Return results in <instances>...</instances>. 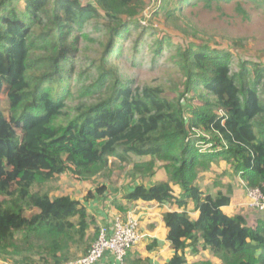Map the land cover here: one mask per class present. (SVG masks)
I'll return each mask as SVG.
<instances>
[{
  "label": "trees",
  "instance_id": "obj_1",
  "mask_svg": "<svg viewBox=\"0 0 264 264\" xmlns=\"http://www.w3.org/2000/svg\"><path fill=\"white\" fill-rule=\"evenodd\" d=\"M198 1L230 0L192 6ZM188 2L176 0L166 19ZM144 5L0 0L1 263L66 264L85 256L89 233L97 239L100 230L85 204L104 198L106 186L86 202L52 197L40 186L65 174L87 181L118 163L132 165L138 177L152 178L158 165L168 176L122 195L181 210L162 216L174 252L168 264H212L186 261L185 250L199 248L220 264H264V221L249 227L241 215L227 216L231 192L212 196L195 183L199 168L223 161L245 188L264 195V64L210 46L174 45L150 21L140 24ZM18 53L21 81L8 104L1 94ZM166 70L175 80L159 76ZM33 119L41 123L30 144L11 121ZM128 254L126 264H146Z\"/></svg>",
  "mask_w": 264,
  "mask_h": 264
},
{
  "label": "rangeland",
  "instance_id": "obj_2",
  "mask_svg": "<svg viewBox=\"0 0 264 264\" xmlns=\"http://www.w3.org/2000/svg\"><path fill=\"white\" fill-rule=\"evenodd\" d=\"M143 1L145 5L140 12L139 21L150 13L152 15L157 10L155 15H150L149 24L161 36H168L172 44L181 47L193 44L224 49L235 58L264 64V7L261 3L254 2V0H230L229 2L213 1L206 6L204 1H198L192 6L195 0H189L183 7L177 4L181 8V12L173 11L172 16L166 19L164 13L166 14L168 10L174 9L176 0H164L160 5L161 7L158 6L156 9L157 0ZM260 2L264 3V0H260ZM19 8H22L21 5ZM20 59L21 53H18L12 78L1 94L2 100H8V104H13L10 91L15 85H20ZM159 76L168 81L175 80V74L171 70L163 71ZM153 77L151 76V78ZM11 122L15 132L18 134L25 133V139L32 144L34 134L40 131V120L33 119L24 125H19L14 121ZM132 158L134 162L148 160V158ZM158 166L154 168L151 181L168 180V176ZM132 171V165L113 163L104 173L90 180L78 181L65 174L49 183L42 184L40 190L47 191L52 197L66 195L72 199L86 202L88 201L85 198L86 195L95 192V189L100 185H105L108 189V186L127 184L135 176ZM197 171L195 183L201 190L211 194H214L216 190H221L220 192L224 194H227L228 191L231 192L232 204L237 209L236 213L244 218L246 224L253 227L264 221V212L253 207L251 208L253 210H249L245 206L247 199L245 183L223 161L212 162L209 167H201ZM247 202L249 204V201ZM153 222L158 225L156 218ZM89 238L92 240V245L96 237L90 232ZM193 257L195 256L193 255ZM194 260L187 258L189 263H196L197 260H200L197 262L216 264L218 261L217 258L206 253H200L198 258Z\"/></svg>",
  "mask_w": 264,
  "mask_h": 264
},
{
  "label": "crops",
  "instance_id": "obj_3",
  "mask_svg": "<svg viewBox=\"0 0 264 264\" xmlns=\"http://www.w3.org/2000/svg\"><path fill=\"white\" fill-rule=\"evenodd\" d=\"M132 174L134 173L132 172ZM139 183L149 186L156 182L153 180L151 181V178L142 179L135 175L127 184L123 183V185L121 184L120 186H108L106 193L103 195L104 198H99L97 196L94 200L86 202L85 205L87 206L89 213L95 217L99 229L111 227L115 218L126 220L127 217H131L138 220L140 239L129 251V259L140 260L141 262H146V264H168L169 260L173 257L174 252L170 247L169 242L166 240L167 230L162 216L167 212H180L181 210L174 206L159 205L155 202H128L122 199L124 193L131 191L132 188ZM174 191L175 193L178 192L175 187ZM218 191L221 190H216L214 194H209L213 196ZM203 192L208 193L206 191ZM230 199V205L222 208L223 213L227 216L239 215V213H236L237 209L235 208L236 206L232 204L233 200L231 197ZM247 201L248 200L246 199L245 206L249 210H253L248 206L249 204H247ZM187 211L190 219L195 221L198 217V213L194 210L193 206L189 205ZM155 218L158 220V225L153 222ZM247 226L252 227L250 224H247ZM200 253H206L213 257L208 250H202L199 248L197 253H192L190 249H186L184 254L185 259L187 261V258H191L192 261H195L194 259H197ZM193 255L196 258L193 257ZM0 264L4 263L0 262ZM95 264L118 263L115 262L111 254L106 252L99 262ZM216 264H220L219 261H217Z\"/></svg>",
  "mask_w": 264,
  "mask_h": 264
},
{
  "label": "built area",
  "instance_id": "obj_4",
  "mask_svg": "<svg viewBox=\"0 0 264 264\" xmlns=\"http://www.w3.org/2000/svg\"><path fill=\"white\" fill-rule=\"evenodd\" d=\"M160 6L159 0L155 9ZM151 13L140 20V24L146 25ZM249 206L264 212V195L259 189L246 188ZM139 223L138 220L127 217L126 220L115 218L111 227L101 228L97 239L91 245L87 254L77 260L66 264H95L108 252L118 264H126L125 257L138 243Z\"/></svg>",
  "mask_w": 264,
  "mask_h": 264
}]
</instances>
